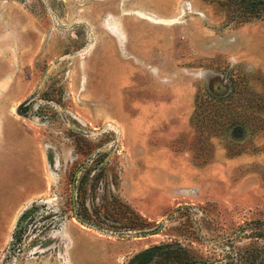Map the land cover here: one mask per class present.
I'll use <instances>...</instances> for the list:
<instances>
[{"label": "rangeland", "instance_id": "374dc122", "mask_svg": "<svg viewBox=\"0 0 264 264\" xmlns=\"http://www.w3.org/2000/svg\"><path fill=\"white\" fill-rule=\"evenodd\" d=\"M145 251L264 264V0H0V264Z\"/></svg>", "mask_w": 264, "mask_h": 264}, {"label": "trees", "instance_id": "16d2710c", "mask_svg": "<svg viewBox=\"0 0 264 264\" xmlns=\"http://www.w3.org/2000/svg\"><path fill=\"white\" fill-rule=\"evenodd\" d=\"M112 201L115 203V204H118V206H123L122 203H120L119 201H117L115 198H112ZM92 213H98V211L96 210V207H93L92 208ZM78 215L77 218L80 219V221H82V219H88L90 217L88 211H87V208L85 206L82 205L81 209H79V211L77 212ZM82 218V219H81ZM178 249H171L169 250V253L171 254H174L177 252ZM152 255H153V252L152 251H145V252H142V253H139L134 259H132L128 264H136L137 263V260L139 258H142V257H148V261H151V258H152Z\"/></svg>", "mask_w": 264, "mask_h": 264}]
</instances>
